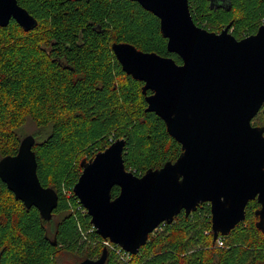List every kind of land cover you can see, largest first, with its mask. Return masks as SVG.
Instances as JSON below:
<instances>
[{
  "label": "trees",
  "instance_id": "1",
  "mask_svg": "<svg viewBox=\"0 0 264 264\" xmlns=\"http://www.w3.org/2000/svg\"><path fill=\"white\" fill-rule=\"evenodd\" d=\"M17 1L38 24L30 31L13 19L0 26V159L17 154L22 127L31 120L39 179L56 190L59 202L46 221L0 178V264H66L67 258V264H78L107 248L99 245L106 240L73 193L82 163L119 138L126 140V168L138 176L182 153L165 122L147 111L144 82L123 71L112 44L127 42L182 60L168 51L159 18L138 2ZM230 1L227 10L211 9L209 0H189L195 23L220 32L232 21L239 40L255 34L264 24V0ZM253 124L264 127V104ZM119 192L115 186L113 198ZM259 208L257 200L250 201L246 219L222 236L220 247L213 240L211 206L202 203L189 216L183 211L172 224H161L135 255L107 248L105 264H264Z\"/></svg>",
  "mask_w": 264,
  "mask_h": 264
},
{
  "label": "water",
  "instance_id": "2",
  "mask_svg": "<svg viewBox=\"0 0 264 264\" xmlns=\"http://www.w3.org/2000/svg\"><path fill=\"white\" fill-rule=\"evenodd\" d=\"M131 1L159 18L168 51L182 63L127 42H114L112 50L123 71L144 82L147 111L165 122L182 153L138 176L126 168L125 138L116 139L82 163L73 193L97 234L132 255L161 224L205 202L214 241L246 219L252 200L260 204L256 227L264 233V127L253 124L264 104V24L239 40L232 22L220 32L198 26L189 0ZM12 19L25 31L38 24L17 0H0V26ZM35 142L27 135L17 154L0 159V178L27 209L36 207L49 221L59 195L39 179ZM115 186L120 192L113 198ZM107 258L104 248L78 264H105Z\"/></svg>",
  "mask_w": 264,
  "mask_h": 264
},
{
  "label": "rangeland",
  "instance_id": "3",
  "mask_svg": "<svg viewBox=\"0 0 264 264\" xmlns=\"http://www.w3.org/2000/svg\"><path fill=\"white\" fill-rule=\"evenodd\" d=\"M36 132H37V128H36L35 124L31 120H27V122L22 127L21 135H22V138H24L27 135H33L34 136ZM99 245H102L103 247H107V248L115 251L119 255H123V253L118 251V249L116 248L115 244H112V243H110L108 241H103ZM70 262L71 261H69V259L67 258V261H65L64 263L67 264V263H70Z\"/></svg>",
  "mask_w": 264,
  "mask_h": 264
},
{
  "label": "flooded vegetation",
  "instance_id": "4",
  "mask_svg": "<svg viewBox=\"0 0 264 264\" xmlns=\"http://www.w3.org/2000/svg\"><path fill=\"white\" fill-rule=\"evenodd\" d=\"M209 5L211 9H227L228 7L227 10H230L232 7V3L230 0H209Z\"/></svg>",
  "mask_w": 264,
  "mask_h": 264
},
{
  "label": "built area",
  "instance_id": "5",
  "mask_svg": "<svg viewBox=\"0 0 264 264\" xmlns=\"http://www.w3.org/2000/svg\"><path fill=\"white\" fill-rule=\"evenodd\" d=\"M217 245L218 246H220V247H222L223 245H224V240L222 239V236H219L218 238H217ZM109 242V241H108ZM111 243V242H110ZM118 251L119 252H121V253H123V255H125V251L124 250H122L121 248H118ZM127 253V252H126Z\"/></svg>",
  "mask_w": 264,
  "mask_h": 264
}]
</instances>
